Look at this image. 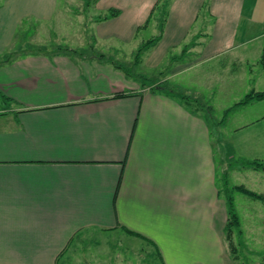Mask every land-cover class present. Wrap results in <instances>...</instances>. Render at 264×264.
Here are the masks:
<instances>
[{"label": "crops", "instance_id": "obj_1", "mask_svg": "<svg viewBox=\"0 0 264 264\" xmlns=\"http://www.w3.org/2000/svg\"><path fill=\"white\" fill-rule=\"evenodd\" d=\"M157 1L99 0L98 13L120 14L90 24L87 42L94 40L84 51L42 48V40L16 49L18 33L56 21L58 0H0V264H59L84 234L139 239L161 264H232L215 157L222 173L229 169L230 187L264 195L263 171L228 168L235 159L264 158V107L231 129H250L253 140L246 136L239 152L226 150V123L213 145L204 107L192 112L175 95L152 91L143 75L127 76L121 59L135 50L121 46L141 30L158 34L156 17L144 26ZM175 49L172 79L194 70L191 78L206 82L232 69L242 73L244 90L264 91V0H171L160 40L138 65L164 73ZM169 75L150 79L164 85ZM233 202L242 236L243 218L261 225L263 203L240 193Z\"/></svg>", "mask_w": 264, "mask_h": 264}, {"label": "rangeland", "instance_id": "obj_2", "mask_svg": "<svg viewBox=\"0 0 264 264\" xmlns=\"http://www.w3.org/2000/svg\"><path fill=\"white\" fill-rule=\"evenodd\" d=\"M170 1L171 0L166 1V4L168 3L167 6L169 5ZM96 3L94 4V2H91L90 5L86 7V0H58L56 21L39 23L38 26L32 27L33 31L30 28H26L24 31L18 33V41L15 43L16 49H30L32 47H30L29 41L34 44L35 41L42 40L43 42L41 41L39 43V46H42V48L48 47L53 49H75L90 51L94 39L91 36V41L87 42V39L90 38V30H88V28L90 29V24H92V22L99 23L96 20L97 17L105 13H98V11L95 10L94 6ZM162 13L163 12L161 10L156 13V19L158 20L157 28H159V23L163 20ZM204 13L206 12L204 11ZM34 31H36V34H34ZM28 36H32L33 38H28ZM150 38H152L150 30H141L134 39V42L129 43V46H121V50L124 52L135 50V53L138 47L141 45V42L144 40L147 41ZM198 38L199 37H197L196 40ZM41 43L43 45H40ZM184 48L185 46L183 49ZM184 51L185 50H182L180 55V51H178V49H175L169 53L170 55H168L164 61V64L161 65V68L159 69L166 74L163 73L161 75H157L155 73L157 71L145 69L144 65H134V54L132 55L131 59H121V62L123 63L124 67L132 74L143 75L145 80L144 83L148 82V79L155 78L157 76L160 77V79L165 80L166 76L170 74L167 73V70L170 72V66H176V64L169 65L170 57L172 55H179L178 57L181 58L183 57L182 54H185L188 49L186 52ZM175 59L177 58H171L170 60ZM185 62L187 63V59H184L182 62H178L177 66L184 65L186 64ZM212 67H215V64H212ZM252 70L254 74H257L258 68H252ZM192 71L194 70H186L183 73H180V75L174 79H172L169 75L168 77L170 79L165 85L170 88L176 87L182 92V94L188 96H192V92H197L200 95V102L204 105V114H206L205 107L211 108L210 124L212 128L213 145H215L218 140L219 126L226 123V132L223 135L226 150L233 149L235 152H239L240 148L243 149L246 136L253 140L251 138L252 132L249 129L245 132H241L240 134H236L235 132H232L231 129L234 126L244 124L248 119L255 117L258 113V109L260 107H264V103L254 105L249 104L241 107L237 106L238 108L234 107L232 109L234 114L230 118L233 120L226 122L224 121V117L226 115L225 112L231 109L236 103L242 101L246 95L252 92V89L244 90L246 84L239 81L238 77H240L242 73L230 69L229 71L234 72L233 74L227 77L223 72V75L219 76L222 71L220 70L213 75V79L209 80V78L206 77L205 82L204 78L201 77L192 79L190 76ZM160 83L163 85L162 82ZM187 91H189L190 94L187 93ZM252 146L254 147L253 141ZM215 158L216 165L218 166L217 174L220 193L224 198V187H227L229 190H233V187L229 186L227 180V173L229 169H225L224 173H222L221 162L218 160L217 156ZM239 161L240 159H235V163L229 162V165L227 164L228 168H231L233 164L242 166ZM246 170L252 169L247 168ZM220 172L222 176L220 175ZM247 177L245 179L246 184H249L250 188H254L256 191L260 190L256 187H253V185H251V180H249ZM239 178L240 177L238 176V179ZM233 180L234 179L232 177L231 182H233ZM260 192L263 191L260 190ZM260 217L261 225L256 224L254 226L250 224L251 220H248L245 224V219L243 218V236H235L233 238L235 245L237 246L235 256L238 257V260L236 264H264V214ZM119 239L120 238L116 237V235L84 234L78 239V241L75 242L73 246H71V248H68L59 264H161L158 255L156 254L155 250L149 246V244H145V242L139 239L127 238L125 241ZM222 240H224V234L222 235ZM232 264L234 263L232 262Z\"/></svg>", "mask_w": 264, "mask_h": 264}, {"label": "trees", "instance_id": "obj_3", "mask_svg": "<svg viewBox=\"0 0 264 264\" xmlns=\"http://www.w3.org/2000/svg\"><path fill=\"white\" fill-rule=\"evenodd\" d=\"M98 0H86V7H88L90 5L91 2H94V4L97 2ZM167 0H160L158 1L152 11L150 12L145 25L147 26V24H149L150 20L152 18L156 17V13L158 11H162V16H163V20L159 23V28H158V34L154 37H152L151 39L145 41L144 43L141 44V46L136 50V52L134 53V65H138L142 55L144 54V52H146L147 50H149L150 48H152L153 46H155L158 41L160 40L162 33H163V26L167 17V13H168V6L166 4ZM170 3V2H169ZM165 5V6H164ZM120 14V12L118 10L115 9H110L107 12H105L103 15H99V17H97V22H102V21H107L113 18H116L118 15ZM194 43H192L191 45H186L185 48L183 50H185L184 52L187 51V49L192 46ZM264 60H262L263 62ZM112 65L115 66L118 69H123L124 67H122L119 64H116L114 62H112ZM124 73L129 76L130 72L124 68ZM163 74V73H161ZM160 74V75H161ZM160 79V77H159ZM162 80V79H160ZM147 85L149 86V88L154 91L156 89H161V90H165L170 94L175 95L176 97H178V99L184 103L186 105V107H188V109L192 112H195L200 109L203 108L204 105L200 103V101L198 100L197 97L195 96H188V95H184L182 94V92L177 91V90H173L171 88H169L168 86H166L165 84L162 85L161 83L158 82V80H151L149 79L147 82ZM121 95H117L116 97H121ZM124 96V95H123ZM253 101H264V92H255L252 91L250 92L248 95H246L244 97V99L238 103H236L231 109H229L228 111L225 112V117H224V121H226V116L229 113V111H231L234 107L237 106H242V105H246L249 104ZM206 111L205 113L207 114L208 118H209V122L210 121V117H211V108L210 107H205ZM239 163H241V165L245 168L248 169H252V170H259V171H263L264 172V158L261 160H245V159H240ZM237 192L240 193L248 198H251L253 200H257L260 201L264 204V195L263 194H257L254 193L250 190H248L247 188H245L244 186H236L233 188V190H229L227 189V187H224V198L226 201V207H227V222L226 225L224 227V245L226 248V251L228 253V255L230 256L231 261L236 264L238 257L235 256L236 251H237V246L235 245V242L233 240V238L235 236L240 237L241 236V227H240V221L239 218L235 212L234 209V203H233V193ZM131 234V233H129ZM68 249L62 251V253H60V255L58 256V262L59 260L62 259V257L64 256V254L66 253Z\"/></svg>", "mask_w": 264, "mask_h": 264}]
</instances>
